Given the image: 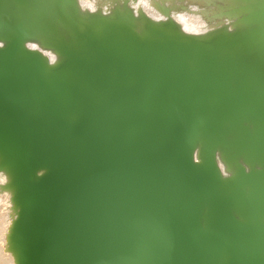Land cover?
<instances>
[{"label": "water", "instance_id": "95a60500", "mask_svg": "<svg viewBox=\"0 0 264 264\" xmlns=\"http://www.w3.org/2000/svg\"><path fill=\"white\" fill-rule=\"evenodd\" d=\"M131 1L0 0L6 253L264 264V0L201 33Z\"/></svg>", "mask_w": 264, "mask_h": 264}, {"label": "rangeland", "instance_id": "374dc122", "mask_svg": "<svg viewBox=\"0 0 264 264\" xmlns=\"http://www.w3.org/2000/svg\"><path fill=\"white\" fill-rule=\"evenodd\" d=\"M80 1H81L82 5L84 6V8L89 9L91 11L96 9L99 6V4L103 2V0H80ZM162 1H165L167 6L176 5L177 7H179V9L177 11L172 10V14L175 17V19L176 20L178 19L177 21L180 22L183 26L185 25L184 28H186V30L197 32V33H201V32L206 31V29H209L212 25H214L216 23V20H221V19L227 20L225 17H223V13H224L223 9L228 10V8L235 6V4L230 2V0H228V1L227 0H211V2L216 3L217 5L211 6L210 8L206 6V0H137V2L131 1V5L135 9L138 7H141L145 11V13L153 19H165L164 15L159 11V9L154 6V2L161 3ZM140 2H142V3H140ZM143 4H145V5H143ZM146 7H148V8H146ZM182 7H186L188 9V11ZM208 17H210V19L214 18V19H211L213 21L210 22ZM183 20L185 22H182ZM186 21L189 23H187ZM189 27H191V28H189ZM194 27H196V28H194ZM194 29H195V31H194ZM7 197L8 196L0 195V208H1L0 212L3 215H5L3 217L7 218L6 221H4V222H6L7 226H8V225H10L9 221H8L9 220L8 212H9L10 202H8L9 197H8V199H7ZM1 202H2V204H1ZM2 205L5 206V208H3ZM3 211H5V212H3ZM0 245L2 248L0 252H3V255H5V254L7 255V253L4 249V237H2V236H0ZM0 254H2V253H0Z\"/></svg>", "mask_w": 264, "mask_h": 264}, {"label": "bare ground", "instance_id": "6f19581e", "mask_svg": "<svg viewBox=\"0 0 264 264\" xmlns=\"http://www.w3.org/2000/svg\"><path fill=\"white\" fill-rule=\"evenodd\" d=\"M143 2V1H142ZM142 2H140V3H142ZM143 5H145V4H143ZM146 8H148V7H146ZM148 12V11H147ZM154 13V12H153ZM158 17V16H157ZM181 17V16H180ZM178 20V19H177ZM181 21V20H180ZM182 22H185L184 20L182 21ZM187 22V21H186ZM194 22V21H193ZM187 23H189V22H187ZM185 26V25H184ZM188 28V27H187ZM189 28H191V27H189ZM194 28H196V27H194ZM186 29V28H185ZM190 30V29H189ZM193 30V29H192ZM194 31H195V29H194ZM6 198V197H5ZM7 199H8V197H7ZM3 200V199H2ZM5 200V199H4ZM9 200V199H8ZM7 200V201H8ZM6 201V202H7ZM4 202V201H3ZM8 202H10V201H8ZM5 203V202H4ZM1 204H2V202H1ZM7 204V203H6ZM8 205V204H7ZM6 205V206H7ZM3 206V205H2ZM3 208H5V206H3ZM1 209V208H0ZM3 210V209H2ZM1 211V210H0ZM3 212H5V211H3ZM3 216H5V215H3L1 212H0V236H2V237H4V249H5V245H6V239H5V234L7 233V231H8V226H7V223L6 222H4V221H6V217H3ZM9 221V220H8ZM1 245H0V251H1ZM0 253H2V254H0V264H14V259L12 258V255H10L9 253H7V255L5 254V255H3V252H0Z\"/></svg>", "mask_w": 264, "mask_h": 264}]
</instances>
